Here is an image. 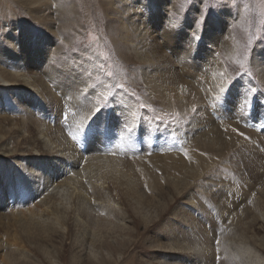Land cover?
<instances>
[{
	"label": "bare ground",
	"instance_id": "obj_1",
	"mask_svg": "<svg viewBox=\"0 0 264 264\" xmlns=\"http://www.w3.org/2000/svg\"><path fill=\"white\" fill-rule=\"evenodd\" d=\"M58 1L61 0H14L33 14L34 21H45L44 12ZM122 7L125 11H135L141 6L123 4ZM145 14V19H151L154 9L148 6ZM10 26L14 35L0 41V90L8 91L11 100L16 101L14 107L21 110L23 126L19 130L28 132L29 136L18 141L28 145L31 156L28 160L14 159L16 165L8 164L6 159L15 156V152L6 148L5 138L10 130L0 128V192L5 204L0 209L3 233H0L3 235L0 250L22 253L20 236L35 248L40 238L46 241L56 238L72 244L74 264L84 258L96 262L103 256L101 250L106 238L122 234L128 226L122 203L130 202L134 205L131 209L150 218V209L143 206L141 199H152L153 205L158 184L167 182L169 187H185L190 191L189 198L192 189L197 191L198 198L190 203L188 219H183L184 242L176 246L171 236L178 232L172 234L169 229L170 244L157 251L156 260L160 264H264V239L256 241L255 235H251L258 220L256 216L264 219V102L258 92L252 94L256 99L243 94L237 101H227L226 92L222 93L221 89L227 84L229 70L209 52L212 38L207 37L208 43L197 66L186 60L184 48L177 46V60L182 63L175 60L173 64L183 76L150 75L154 78L149 81L154 93L160 91L165 98L166 93L158 85L168 84V100L165 99L168 107L181 113L182 121H191L190 126L183 124L174 135L177 142H184L181 152L176 153L180 151L178 148L160 139L158 144L163 153L160 150L161 155H154L152 148L149 151L153 153L144 157L141 151L151 139L147 134L144 142L139 141L133 147L136 154L124 159L126 141L132 138V131L128 130L138 126L132 104L118 91L112 104L103 107L107 92L99 94L93 88L94 78L87 74V78L76 76L80 72L74 64L57 65L56 41L49 43L33 28H24L17 35L16 20ZM220 35L218 42L229 43V30L222 27ZM140 36L144 37V32ZM1 43L6 45L2 47ZM142 61L156 70L166 62L156 60L151 50H145ZM257 67L258 74L264 78V68ZM54 77H67L68 82L58 83ZM246 95L249 96L248 92ZM6 102L10 103L9 98L0 93V106ZM248 109L251 111L246 112ZM66 114L77 120L81 128L75 131L71 125L66 128L63 124ZM27 120L30 127L24 125ZM101 120L104 125H100ZM170 139L172 136L167 141ZM229 154L234 170L224 179L216 171L223 162L228 166L223 158ZM174 162L177 166H173ZM89 168L96 169L88 173ZM181 170L182 176L175 181L172 177ZM218 172L228 173L225 169ZM31 199L34 205H30ZM247 210L251 212L245 215ZM176 218L180 222L178 216L170 220L172 231L179 227ZM103 249L110 254L108 249ZM56 260L59 261L56 264L64 263Z\"/></svg>",
	"mask_w": 264,
	"mask_h": 264
},
{
	"label": "rangeland",
	"instance_id": "obj_2",
	"mask_svg": "<svg viewBox=\"0 0 264 264\" xmlns=\"http://www.w3.org/2000/svg\"><path fill=\"white\" fill-rule=\"evenodd\" d=\"M123 4H133L134 7L140 5L141 7H137L136 12L134 10L125 11L122 7ZM0 5L3 11L0 14V41L5 42L6 39L14 35L12 26H10L12 20H16L18 23V28L15 31L17 35L24 28H33L38 35L40 33L41 36L47 38L49 43L52 41L58 43V50L54 55L57 65L74 64L73 67L80 72V75L76 76L82 75L81 77L87 78L85 74L90 75L94 78L92 81L93 88H96L99 94L107 92L102 102L103 107L111 105L112 100L119 92L122 93L126 101L132 104L136 110V124L138 126L128 130L132 131L133 134H130L132 136L131 141H126L124 159L136 154L133 147L139 141L144 142V137L148 135L151 136V139L144 145L146 151H141L145 154L144 157H149L153 152L156 153L154 155L163 153L158 144L160 139L168 143L169 146L178 148L180 151H176V153L181 152L184 146V142H177L174 135L180 130V126L188 122L181 120V113L174 112L170 106L168 107L165 99L168 100L169 85H158L159 89L166 93L164 98L160 91L154 93V88H151V83H149L154 79L152 77L159 75L170 74L173 77L176 73L178 76H183L173 64L177 60V46L181 49L184 48L182 52H185V59L197 66L201 62L200 57L204 52L205 44L208 43L207 37L209 36L212 38L209 43V52L213 54L214 58L222 61L229 70L228 81L224 85L226 93L223 92L227 101H237L239 96L243 94L250 98L253 97V93L258 92L259 99L264 102V78L257 72L260 71L257 65L261 66L262 69L264 68V0H61L52 9L44 12L45 21H34L33 14L26 7L16 4L14 0H5ZM148 6L154 9V17L151 19H145V10ZM138 11L140 12L138 13ZM156 15H158L157 18H155ZM222 27L231 33L229 43H224V45L218 42V37L222 36L220 35ZM142 32H144V37L140 36ZM207 32H210L211 36ZM193 34L200 37L198 41L193 38ZM5 45L1 43L2 47ZM145 50H151L153 54L155 53L156 60L160 59L166 62L163 66L157 67V70L154 69V66L143 63ZM188 66L192 67L191 65ZM54 78L58 83L68 82L67 77ZM47 84L49 85L51 82ZM99 84L104 85V88L102 89ZM98 86L99 88H97ZM3 90L5 89L3 88ZM247 92L249 96L246 95ZM0 93L10 100V103L6 102L5 105L0 106V128L10 130L5 138V141L8 142L6 148L8 150L10 147L15 152V156L7 158L6 162L10 165H16V162H13L14 159L28 160L26 158L31 156L28 153V145H22L18 141L23 136L27 138L29 133H21L19 130L23 126V120L21 110L14 107L16 101L11 100L8 91L0 90ZM51 94L53 95V92ZM36 106L38 105L36 104ZM250 111L251 109L246 110V112ZM65 116L66 120L63 124L65 123L66 128L70 125L73 127L71 130L74 131L81 128L79 127L81 124L77 120L69 114ZM190 124L191 121L186 125L190 126ZM24 125L30 127L31 122L27 120ZM100 125H104L102 120ZM142 128H147L150 132L147 133ZM161 130H165L166 133H162ZM185 134L189 133L186 132ZM170 136L172 139L169 142L167 139ZM183 136L185 138V135ZM89 141L90 139L86 143ZM94 142L97 146V142ZM152 148L154 151L150 152L149 150ZM160 150L162 153L159 152ZM230 156L232 154L225 156V159L223 158L228 166L224 165L225 162L222 163V166H218L217 175L224 177L233 174L232 170L234 169L231 166L233 159ZM90 166L93 165L90 164ZM173 166H177V163L174 162ZM95 169L89 168L88 173ZM220 169H225L228 173H219L218 170ZM180 172L183 171H179V174L172 177H175V181L182 176ZM219 180L222 179L219 178ZM30 183L32 182L30 181ZM12 186L15 187L16 183ZM189 192L186 191L185 187L180 188V185L175 188L169 187L167 182L158 184L153 205H151L152 199L149 200L147 197L141 199L143 206L150 209L151 219L144 217L143 213L139 214L133 208L131 209V206L134 205L130 202L122 203L125 205L124 209L127 213L125 217L128 218L126 219L128 226L122 234L117 233L109 239L106 238L103 248L108 249L110 254L102 248L103 256L98 261L84 258L80 259L77 264H160L156 260V255L159 253L157 251L170 244L168 242L170 238L169 229L172 234L179 233L173 238V235L171 236L176 246H180L184 242V230L182 228H185V222L183 219H188L190 203L198 198L197 191L192 189L190 198L187 194ZM2 196L0 192V209L5 206L2 204ZM34 204L35 202L31 199L30 205ZM248 212L251 211H245V215H248ZM174 216H178L180 222L176 218L179 227L178 230L172 231L174 227H172L173 225L170 226V220ZM256 217L258 220L254 222L251 235L254 234L257 238L256 241L262 242L264 239V219ZM249 218L252 219V214L249 215ZM1 231L0 228V233L3 234ZM19 241L23 250L22 253H9L0 250V264H56L59 262L56 259H61L60 261L64 262L62 264H74L71 258L75 251L71 247L72 244L67 240L60 241L54 238L51 241H46L40 238L36 248L32 243L24 242L23 236H20Z\"/></svg>",
	"mask_w": 264,
	"mask_h": 264
},
{
	"label": "snow or ice",
	"instance_id": "obj_3",
	"mask_svg": "<svg viewBox=\"0 0 264 264\" xmlns=\"http://www.w3.org/2000/svg\"><path fill=\"white\" fill-rule=\"evenodd\" d=\"M193 38L196 40V41H198L199 40V36L198 35H195V34H193ZM241 67H243V65H241ZM226 90L225 89H221V92L223 93V92H225ZM99 111V110H98ZM73 139H77V136H73Z\"/></svg>",
	"mask_w": 264,
	"mask_h": 264
}]
</instances>
